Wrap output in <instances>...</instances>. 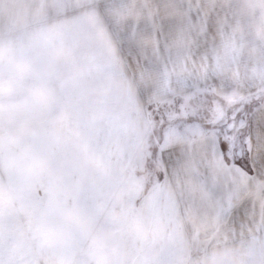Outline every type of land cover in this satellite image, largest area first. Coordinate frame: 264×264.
<instances>
[{"label": "rangeland", "instance_id": "rangeland-1", "mask_svg": "<svg viewBox=\"0 0 264 264\" xmlns=\"http://www.w3.org/2000/svg\"><path fill=\"white\" fill-rule=\"evenodd\" d=\"M140 86L264 101V0H0V264H264L203 166L158 177Z\"/></svg>", "mask_w": 264, "mask_h": 264}, {"label": "snow or ice", "instance_id": "snow-or-ice-1", "mask_svg": "<svg viewBox=\"0 0 264 264\" xmlns=\"http://www.w3.org/2000/svg\"><path fill=\"white\" fill-rule=\"evenodd\" d=\"M171 27L152 24L149 30L163 33ZM134 40L125 38L129 46ZM158 63L157 54H145L146 67ZM139 102L152 125L151 161L164 168L158 177L170 175L187 160L197 162L241 240L264 247V101L242 103L220 115L189 114L183 94L140 86ZM196 136L195 147L172 143Z\"/></svg>", "mask_w": 264, "mask_h": 264}, {"label": "crops", "instance_id": "crops-1", "mask_svg": "<svg viewBox=\"0 0 264 264\" xmlns=\"http://www.w3.org/2000/svg\"><path fill=\"white\" fill-rule=\"evenodd\" d=\"M27 7H29L30 8V5H27ZM180 8V7H179ZM179 8H177V9H179ZM74 9V8H73ZM183 10H185V8H183ZM23 22V24H26V25H29V22H26V20L24 19V21H22ZM18 23H21L20 21L18 22ZM16 24V23H15ZM21 25V24H20ZM153 68H156V67H154L153 66Z\"/></svg>", "mask_w": 264, "mask_h": 264}]
</instances>
